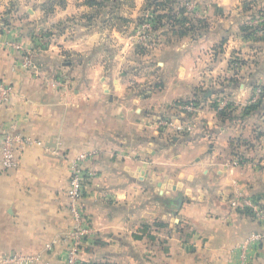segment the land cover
Returning <instances> with one entry per match:
<instances>
[{
  "label": "crops",
  "instance_id": "0c3cea01",
  "mask_svg": "<svg viewBox=\"0 0 264 264\" xmlns=\"http://www.w3.org/2000/svg\"><path fill=\"white\" fill-rule=\"evenodd\" d=\"M125 1L111 15L128 24L145 4ZM214 9L208 32L179 21L147 46L127 26L64 25L36 44L3 22L0 264L66 263L82 153L80 264H264V0ZM9 133L29 140L12 170Z\"/></svg>",
  "mask_w": 264,
  "mask_h": 264
},
{
  "label": "rangeland",
  "instance_id": "374dc122",
  "mask_svg": "<svg viewBox=\"0 0 264 264\" xmlns=\"http://www.w3.org/2000/svg\"><path fill=\"white\" fill-rule=\"evenodd\" d=\"M97 1L100 4L88 5V0H0V27L8 26L3 24L8 21L9 28L19 31L18 37H26V34L30 32L32 38L36 37L33 39L34 42L41 44L45 33L57 32L56 30L62 29L64 25L76 26L78 29L82 23L88 21L94 22V29L99 30L106 28L119 30L120 27L127 26L129 35L148 38L145 40L147 46L153 38L156 39L160 35L176 30L175 26L176 23L179 24V21L184 22L182 25L179 24L180 27L186 26L194 32H208L211 27L210 18L213 20L216 16L214 0H153L152 3H149L152 0H143L145 7L142 13L137 20L129 15L128 18L133 20H129L127 24L118 20L117 16H112L111 13L114 10L117 12L118 8L126 11L129 9L126 6L128 2L126 3L125 0ZM119 1L122 4L117 3ZM65 6H69L68 12L65 10L66 13L63 11ZM109 40L111 43L114 42L112 37ZM17 46H20L19 43H16L15 47Z\"/></svg>",
  "mask_w": 264,
  "mask_h": 264
},
{
  "label": "built area",
  "instance_id": "2783aa9c",
  "mask_svg": "<svg viewBox=\"0 0 264 264\" xmlns=\"http://www.w3.org/2000/svg\"><path fill=\"white\" fill-rule=\"evenodd\" d=\"M9 96L10 88H8L4 82L0 81V102L8 100ZM190 109L195 110L194 108ZM24 142H29V140H24L16 133H9L8 135L4 136L2 141L1 164L6 170H12L19 165L17 152L23 147ZM89 156L90 153H82L79 155L78 159L73 164V169L70 176L68 197L69 211L72 216V226L68 238L71 239V246L69 248L68 258L65 264H80V247L87 239L90 232L81 203L82 198L84 197L86 182V170L82 163ZM259 238V235L254 234L250 237V240L258 241ZM39 256L40 255H14L10 258H7L5 262L31 264L38 260Z\"/></svg>",
  "mask_w": 264,
  "mask_h": 264
},
{
  "label": "trees",
  "instance_id": "16d2710c",
  "mask_svg": "<svg viewBox=\"0 0 264 264\" xmlns=\"http://www.w3.org/2000/svg\"><path fill=\"white\" fill-rule=\"evenodd\" d=\"M152 2H153V0L149 3H152ZM87 4L88 5H95V4L98 5V4H100V2H98L97 0H88Z\"/></svg>",
  "mask_w": 264,
  "mask_h": 264
}]
</instances>
